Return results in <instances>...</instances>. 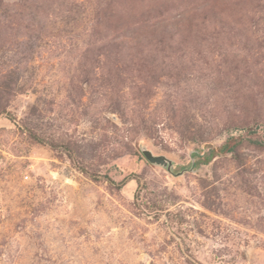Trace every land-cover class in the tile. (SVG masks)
<instances>
[{"label":"rangeland","instance_id":"obj_1","mask_svg":"<svg viewBox=\"0 0 264 264\" xmlns=\"http://www.w3.org/2000/svg\"><path fill=\"white\" fill-rule=\"evenodd\" d=\"M0 264H264V0H0Z\"/></svg>","mask_w":264,"mask_h":264},{"label":"water","instance_id":"obj_2","mask_svg":"<svg viewBox=\"0 0 264 264\" xmlns=\"http://www.w3.org/2000/svg\"><path fill=\"white\" fill-rule=\"evenodd\" d=\"M141 153L144 156V158L147 160V162L152 165H157L162 168H166L167 171H170L173 167V164L170 160H168L164 156L153 155L152 152L147 150L146 148H142Z\"/></svg>","mask_w":264,"mask_h":264},{"label":"trees","instance_id":"obj_3","mask_svg":"<svg viewBox=\"0 0 264 264\" xmlns=\"http://www.w3.org/2000/svg\"><path fill=\"white\" fill-rule=\"evenodd\" d=\"M206 162V161H205Z\"/></svg>","mask_w":264,"mask_h":264}]
</instances>
